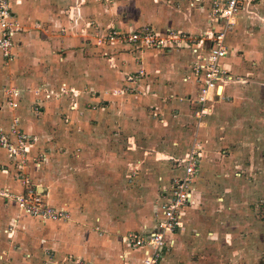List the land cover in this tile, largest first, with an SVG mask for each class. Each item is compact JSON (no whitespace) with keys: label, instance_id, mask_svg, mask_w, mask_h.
Masks as SVG:
<instances>
[{"label":"crops","instance_id":"crops-1","mask_svg":"<svg viewBox=\"0 0 264 264\" xmlns=\"http://www.w3.org/2000/svg\"><path fill=\"white\" fill-rule=\"evenodd\" d=\"M7 2L23 26V32L15 36L16 48L11 53L14 59L6 62L2 56L0 58V90L3 86L4 89H15L10 95L14 108L9 107L8 95L5 98L3 94V100H0V130L8 137L13 136L11 132L21 131L36 139L29 146L26 165H20L35 179L28 188L27 180L20 184L10 174L3 175L16 172L18 157H11L0 147V189L11 198L25 190H33L41 198L44 196L46 202L50 196L51 207L60 215L55 219L38 220L47 225H38L36 229L49 231V238L39 243L35 261L31 258L29 246L19 244L17 248L24 253L22 259H31L28 264H142L144 249H132L127 238L130 234L142 236L155 231L164 192L169 189L171 179L182 174L186 155L195 150L199 153V178L192 187V202L184 216L183 228L166 237L167 246L160 264H239L242 259L251 261L253 250L261 249L262 245L255 246L246 242L247 239L242 241L239 238L231 245L227 239L231 234L229 230L224 234L226 245L220 247L222 233L219 229H228L226 221L236 200V190L230 184L239 181L242 173L234 172L249 169L248 163L261 166L263 160L260 153L264 149V0H249L243 5L237 26L227 37L230 51L222 63L233 79L224 85L223 98L210 102L209 114L201 119L195 115L199 107L191 102L199 85L191 74L189 50H145L138 53L122 45L114 50L87 47L81 37L87 19L91 17L92 21L101 23L114 11L103 4L104 0ZM203 3L199 12L203 18L197 17L202 19L194 23L175 21V26L181 25L176 30L159 24L137 27L131 24L120 31L149 26L159 32L169 29L198 35L205 24L209 0ZM117 5L123 10L142 11L146 8L140 0H120ZM63 11L75 14L65 17ZM37 24L45 25L48 30L39 32L34 28ZM128 74L133 78L127 82L124 77ZM118 86L133 88V94H143L137 97L146 96L142 102H147L151 110L159 111L161 116L167 109L166 118L178 123H168L170 133L177 141L167 150L183 153L180 159L167 157L172 160L171 170H163L157 175L156 203L147 191L142 193L150 214L142 221L130 224L132 229L118 224L116 229H110L114 224L106 217L109 212L106 203L111 199V184L114 183V177L109 175L115 168L118 170V166L105 163L93 166L94 161L88 160L89 155L101 150L99 147L104 144L101 135L106 121L100 118L106 115L108 101L102 97L101 91ZM95 88L99 90L97 98L86 92ZM67 91H77V95L66 94ZM81 95L87 100L85 106L100 107L94 112L81 109L76 100ZM65 97L70 98L72 102L69 104L73 103V107L68 108V115L61 117L64 108L60 107L64 106ZM162 123L167 125L165 120ZM46 137L69 147L67 161L63 160L67 151L55 160L57 154L49 147L53 143L44 141ZM133 143L130 142L134 148ZM35 163L43 165L42 180L38 173H33ZM87 163L89 169H85ZM59 201L66 202L68 208ZM79 208L83 213H78ZM3 217L5 229H15L14 241L19 240L24 229H34L33 226L38 224L34 222L36 218L27 217L16 204L10 207V204L4 206L0 202V225ZM93 217L96 219L92 220Z\"/></svg>","mask_w":264,"mask_h":264},{"label":"rangeland","instance_id":"rangeland-1","mask_svg":"<svg viewBox=\"0 0 264 264\" xmlns=\"http://www.w3.org/2000/svg\"><path fill=\"white\" fill-rule=\"evenodd\" d=\"M118 1L120 0H104L103 4L109 6L110 9H114L115 11L114 13L112 10V15L107 14V20H103L101 23H99L92 21L91 17L87 19L85 24V32L81 34L82 39L84 38L83 43L87 45V47L95 50L108 48L114 50L115 47H120L119 44H110L105 42L103 38L108 35L109 31H119L126 28L127 25L129 26L132 24L133 27H137L143 24L152 26L159 24V26L173 28L176 30L177 28H181V25L180 27H178V25L175 26L173 24L175 21L183 20L189 23L190 21L194 23L195 21H199L203 18V15H201L199 12L204 7V0H140L142 5L146 7L142 11H134L133 9L129 8H124L123 10L117 5ZM9 9L13 17L12 19H14L15 25L11 29V31H14V35L9 40V56L4 57L3 51L0 48V58L2 56V60L6 62L14 59V55L11 53L16 48V34L23 32V26L20 25L21 23L17 19L16 14L12 12L13 10L10 6ZM71 12L72 11H63V15H66L67 17L74 16L75 13ZM199 16L202 18H197ZM156 19L160 21H156ZM34 28L39 29V32H45V30H48L45 25L41 26L37 24L34 26ZM162 31L163 30L160 32ZM124 78L125 81L128 82V80L133 78V75L128 74L125 75ZM115 87L101 91L102 97L108 101V108L104 113L106 115L100 118L106 121L103 128V133L101 135V139L104 144L102 147H99L101 150L98 149V151L93 153L92 156L89 155L88 160L94 161L91 163L93 166L97 164L102 165L103 163L110 166L114 165V167L118 166V170L115 168L113 174L109 175L114 177L112 179L114 183L111 184V189H113L111 199L106 203L107 210L109 211L106 217L109 222L114 224L112 227H110V229H116L117 224L121 227H125L127 225L125 229H132L130 228V224L138 223L150 214V212L147 210L148 202L146 203V201L142 198V193L147 191V195H150L152 201L156 203L154 197L156 196V193L159 189L157 175H159V173L161 174L163 170H171L173 166L172 160L170 161L167 159V157H172L171 159H180L183 153H177L175 149V152L167 150L169 147L173 148V143H176L177 141L174 134L170 133L171 130L168 128V123L178 124L176 122H172L173 119L170 120L169 117L166 118L167 116H165V114L167 113V109L165 110L164 116H161L159 111H157L158 113L153 112L151 110V106L148 105L147 102H142V99L146 98V96L137 97L142 96L143 94L137 95L141 94L137 92L133 94V88H126L124 86H118L117 88ZM2 88L4 89L5 87L3 86ZM3 89L0 90V100H3V94L5 95V98L6 95H8L7 100L8 103H10L9 107L14 108L11 104L12 101L10 99V95L13 93V91H15V89H12V87L6 88L4 90ZM97 91H99L97 88L93 89L92 92L86 90V92L90 93L89 96H92L93 98L99 97V95H96ZM73 93L77 95V91H67L66 94L72 95ZM76 100H78L80 108L84 110L88 109V111L92 110V112H94L100 107L89 106L90 104L85 106L84 102L86 103L87 100L83 95L79 96ZM70 102L72 101H70V98L67 97L66 101L64 102V106L60 107L61 109L64 108V111L62 110L60 113L61 117L68 115V108L71 106L73 107V103L69 104ZM194 110H196V107H194ZM171 112L168 113V116H170ZM154 114H156V116ZM163 120H165V124L167 123V125L162 123ZM11 133L13 136L10 135V137H8L6 134L1 133L0 130V137L6 136L13 146H18L19 142L17 137L20 136L21 139L25 140V144L21 145L22 156H24V158L28 157L29 152L25 154V149L27 147L29 150V146L34 144L36 139L31 137V135L25 133L23 134L21 131ZM14 136L16 137L15 139ZM53 140L54 139L46 137L44 141L53 143V145H50L49 147L54 150L55 154H57L54 156L55 160L60 159V156H63L62 154L67 151L66 156L63 158L64 161H67L69 147L63 146L64 144L62 143L57 144ZM129 141L134 142V148ZM260 154L263 159L261 166L248 163L247 167H250L249 169L242 171L236 170L235 172L234 170L232 171L234 173H242V175L239 181H236L235 184H230L232 186L231 188H233L234 191L236 190L235 194L237 195L236 200H234L235 202L232 203L234 204V207H232L233 210L229 214V219L226 221L228 229H219V231L222 233V237L220 236L221 239L219 241L220 247L226 245L224 234L229 232V230H231V234L228 233L230 236L227 239L231 245H234V242L237 241L238 238L242 241L247 239L246 242H251L252 245L255 246L262 245L261 249L253 250L255 253L252 255L251 261L245 262V259H242L239 264H264V149ZM17 160L18 162H16V172L7 173L5 171L6 174L3 175L7 176L10 174L9 176H11L18 183L27 180L28 183L26 182V185L29 188L28 185L31 182H34L35 178H32V175L29 173V171L26 173L25 168L22 169L20 166H25L26 161L22 158H18ZM153 165H155V167H153ZM34 168L35 169L33 173H38L39 179L42 180L44 175L43 165H39L37 168L34 165ZM89 168L90 166L87 163V168L85 169ZM26 169H28V167H26ZM84 171L86 172L88 170ZM51 194H53V190H51ZM42 197L44 198V196ZM43 198H41L43 202L51 207V197H48L49 201L47 202L45 201L47 198ZM14 201L15 198L9 197V194L5 190L0 189L1 204L4 206L10 204V207H15ZM59 203L64 205L65 208H68L66 202L61 203V201H59ZM80 205L77 207H83V205ZM17 208L19 210L18 206ZM78 213H83V209L79 208ZM93 219L95 220L96 217H93L92 220ZM38 220L40 219L34 220L35 224L38 223L37 225L33 226L34 229H24V232L22 231L23 235L19 238V240L17 239L16 242L14 241L15 236L8 233V229H5L6 223L3 217V221L0 225V264H14V262H17V264H21V262L28 264L29 261L32 262L35 252L40 249L39 243H41L42 240H47L49 238V231H43V229L41 231L36 229V226L38 225H42L43 227H46L47 225V223L44 224ZM21 243L29 246L31 250L30 252H32V260L30 259L24 261L22 259L24 253L21 252L22 250L20 251L17 248L19 244L21 245ZM23 249L26 250L24 247ZM222 257L223 255L220 256V260ZM235 257L237 258L238 255ZM35 258H37L36 255ZM35 260L36 259H34V261Z\"/></svg>","mask_w":264,"mask_h":264},{"label":"built area","instance_id":"built-area-1","mask_svg":"<svg viewBox=\"0 0 264 264\" xmlns=\"http://www.w3.org/2000/svg\"><path fill=\"white\" fill-rule=\"evenodd\" d=\"M249 0H209L204 27L198 35L164 30L156 31L152 27L143 26L127 31H109L103 40L110 44L128 46L133 52L145 50H189L191 53V74L199 85L192 103L199 107L195 115L201 119L209 114L208 104L223 98L224 85L231 82V77L222 66L230 49L227 44L228 35L238 23V16L243 5ZM11 11L7 0H0V48L5 57L9 56V40L14 35ZM19 145L13 146L8 137H0V147L7 150L11 157L22 158L21 145L25 140L17 137ZM192 150L182 162V174L171 179L168 190L164 192L161 215L157 219L155 231L145 234H130L127 238L129 246L144 249L142 264H160L165 247L166 237L183 228V219L193 197V184L199 178V153ZM28 148L25 149V154ZM39 167L38 163L34 164ZM7 196V194L5 193ZM15 204L27 217L47 220L60 217L55 209L49 207L40 195L33 190H25L14 197ZM14 200V199H13ZM15 232L14 227L7 230Z\"/></svg>","mask_w":264,"mask_h":264}]
</instances>
